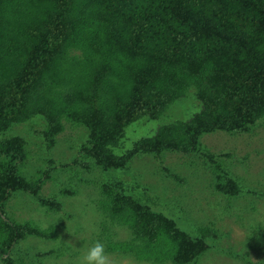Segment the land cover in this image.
Wrapping results in <instances>:
<instances>
[{"label":"trees","instance_id":"obj_1","mask_svg":"<svg viewBox=\"0 0 264 264\" xmlns=\"http://www.w3.org/2000/svg\"><path fill=\"white\" fill-rule=\"evenodd\" d=\"M192 89L198 114L115 154L130 125L159 119ZM34 116L45 119L51 148L65 122L84 127L82 156L104 170L123 169L138 153H194L206 134L249 133L264 117V0H0V133ZM27 158L23 138L0 140L2 256L28 237L54 236L5 219L14 193L61 210L18 169ZM215 172L220 167L213 169L217 191L237 196L236 182ZM102 196L107 218L132 234L109 242L108 252L194 264L210 249L204 236L120 189L105 185Z\"/></svg>","mask_w":264,"mask_h":264},{"label":"rangeland","instance_id":"obj_2","mask_svg":"<svg viewBox=\"0 0 264 264\" xmlns=\"http://www.w3.org/2000/svg\"><path fill=\"white\" fill-rule=\"evenodd\" d=\"M201 108L192 89L159 119L130 125L113 151L131 152L139 140L153 137L163 126L189 121ZM45 128V119L34 116L0 133V140L26 141L28 158L18 169L38 181L39 197L55 199L61 210L47 209L32 194L17 192L6 204L5 219L33 223L54 236L28 237L0 255V264H87L84 257L93 242L103 246L104 264H154L107 251L109 242H128L132 234L102 211L105 185L172 219L191 236H204L210 249L194 264H264V117L247 134H206L191 154L138 153L119 170H104L82 156L88 139L84 127L65 122L52 148L43 135ZM217 167L216 174L223 172L236 182L237 196L217 191Z\"/></svg>","mask_w":264,"mask_h":264},{"label":"clouds","instance_id":"obj_3","mask_svg":"<svg viewBox=\"0 0 264 264\" xmlns=\"http://www.w3.org/2000/svg\"><path fill=\"white\" fill-rule=\"evenodd\" d=\"M84 260L87 264H104L103 246L99 242H93L87 249Z\"/></svg>","mask_w":264,"mask_h":264}]
</instances>
